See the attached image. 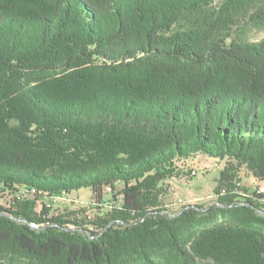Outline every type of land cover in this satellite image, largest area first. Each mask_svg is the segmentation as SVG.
<instances>
[{
	"label": "trees",
	"instance_id": "16d2710c",
	"mask_svg": "<svg viewBox=\"0 0 264 264\" xmlns=\"http://www.w3.org/2000/svg\"><path fill=\"white\" fill-rule=\"evenodd\" d=\"M251 29L264 0H0V264H264V197L237 184L264 181ZM199 155L226 161L217 199L172 212ZM82 189L111 209L50 213Z\"/></svg>",
	"mask_w": 264,
	"mask_h": 264
},
{
	"label": "rangeland",
	"instance_id": "374dc122",
	"mask_svg": "<svg viewBox=\"0 0 264 264\" xmlns=\"http://www.w3.org/2000/svg\"><path fill=\"white\" fill-rule=\"evenodd\" d=\"M248 39L251 41H261L264 39V31L251 29L248 32ZM226 161L210 158L204 155L196 156L192 159L178 162L179 175L166 182L167 193L163 197V204L172 212H176L181 205H210L216 199L215 188L218 185L221 171L224 170ZM197 172V176H192V171ZM238 178L242 183L245 192L241 195L252 194L256 187H264V181L256 179L251 172L245 168L238 172ZM1 203H5L7 198L1 196ZM107 203H98L93 193L88 189L73 192L65 198L46 200L50 213L57 215L66 210L83 209L86 215L94 216L101 212L108 211L112 206L110 191L105 194ZM111 202V203H110ZM43 205H41V208ZM4 264V262H2Z\"/></svg>",
	"mask_w": 264,
	"mask_h": 264
},
{
	"label": "water",
	"instance_id": "95a60500",
	"mask_svg": "<svg viewBox=\"0 0 264 264\" xmlns=\"http://www.w3.org/2000/svg\"><path fill=\"white\" fill-rule=\"evenodd\" d=\"M191 175L192 176H197V172L193 170ZM237 184L242 187L241 181H240V183H237ZM260 190H264V187H256L255 190L252 193H257L259 195H263V197H264V193H258V191H260Z\"/></svg>",
	"mask_w": 264,
	"mask_h": 264
},
{
	"label": "built area",
	"instance_id": "2783aa9c",
	"mask_svg": "<svg viewBox=\"0 0 264 264\" xmlns=\"http://www.w3.org/2000/svg\"><path fill=\"white\" fill-rule=\"evenodd\" d=\"M258 193H264V190H260V191H258Z\"/></svg>",
	"mask_w": 264,
	"mask_h": 264
}]
</instances>
